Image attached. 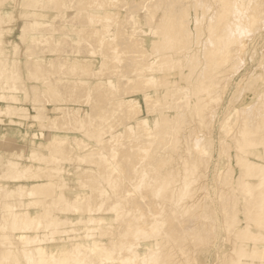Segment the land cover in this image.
Wrapping results in <instances>:
<instances>
[{
	"label": "bare ground",
	"instance_id": "obj_1",
	"mask_svg": "<svg viewBox=\"0 0 264 264\" xmlns=\"http://www.w3.org/2000/svg\"><path fill=\"white\" fill-rule=\"evenodd\" d=\"M22 1L15 32L0 8V264H195L217 234L200 209L225 92L212 89L259 30L261 0H215L204 42L189 0ZM192 1L200 30L209 9ZM251 109L227 135L220 264H264V111Z\"/></svg>",
	"mask_w": 264,
	"mask_h": 264
},
{
	"label": "rangeland",
	"instance_id": "obj_2",
	"mask_svg": "<svg viewBox=\"0 0 264 264\" xmlns=\"http://www.w3.org/2000/svg\"><path fill=\"white\" fill-rule=\"evenodd\" d=\"M4 1V0H2ZM1 1V2H2ZM7 0H5L6 2ZM14 1V0H13ZM9 0L8 2H4V5H0L1 10L4 9H10V11H13L15 15H13V32L17 30V28L20 29V27L24 24L22 19L20 18L21 14L23 12H26L27 10H31L22 0H15L14 2ZM191 1V3H190ZM206 2V6L208 7L207 16L202 21L201 29L195 28L196 26L193 24L192 20L195 17L197 13H202L203 10L201 9H195L193 8V1L189 0V4L192 6H189L188 9V15L187 12L183 13L181 15H176V13H173L172 20L175 19H182L184 20L185 16L186 21L188 22L189 30H191L189 37L191 36V41H197L199 38L203 41L208 36H210V30L208 29V26L210 25L211 19L214 18V14L217 11V3L214 2L215 0H203ZM13 2V3H12ZM24 2V3H23ZM23 3V4H22ZM262 6L261 9L263 12H261L258 20V24L260 25L259 30H254L252 35H247L243 37V44L244 48L240 51V60L234 65H231L228 70L223 73V77L218 81L216 86L212 89V92L215 93L218 90L225 89L224 94L222 95V99L218 104L217 102H213V105H217L212 109L216 111L217 116L215 118V122L211 125V128L209 127V130L211 129V154L210 156L206 153L204 154V157L206 159L205 162H210L209 167L208 164L202 162L201 167L205 170V167H207V178L205 179L206 182V188L200 191V194L202 197H204L203 204H200V209L202 211L207 212L208 214H211L212 218L215 217V222L217 223L216 226V233L213 234L215 240L213 239L212 244H204L205 250L202 255H199L200 260L196 262L195 264H220L217 261V258L219 257V253H221L222 248L220 250L221 245L224 241L225 236V228H224V216L222 204H221V193L226 192V189L224 186H226L221 180L220 176H222V170H223V164H225L228 159V147L226 145L227 141V135L229 132H231L232 126L234 123H232V119L236 115V110L242 105V104H251L252 109L251 112L257 113L259 109H263L264 111V0H261ZM25 5V6H22ZM27 7V8H26ZM140 11V9H138ZM137 10V12H139ZM21 11V12H20ZM20 13V14H19ZM141 13V14H140ZM137 13V16H142V12ZM161 13V11H160ZM20 16V17H19ZM179 18H177V17ZM181 16V17H180ZM20 18V19H19ZM123 21V20H120ZM128 21L127 18L124 19L123 22ZM185 21V20H184ZM229 35H242L241 31H232L229 30ZM224 36V35H223ZM221 36V37H223ZM237 37V36H235ZM199 39V40H200ZM204 40V41H205ZM203 41V42H204ZM231 46V45H229ZM233 48V46L231 47ZM204 45L200 46V48L197 50L198 52L203 51ZM3 58L9 59V54L4 52ZM205 60V59H204ZM204 61L201 60L199 63L200 66H203ZM179 69H172L168 76L173 78V81H180L181 85H186L187 89H185L184 96H180V99H193V93L195 88L194 78L190 79L189 81L186 79V77L183 75L179 76ZM202 70H199L198 73H200ZM179 73V74H178ZM194 76H196V72L194 73ZM109 77V76H107ZM26 85L28 82L25 83ZM166 86V85H165ZM169 87H161L159 89L160 93H164ZM24 93L21 95L23 96ZM187 95V96H186ZM166 98V97H165ZM164 98V99H165ZM171 97L168 96L167 99H170ZM118 99V98H117ZM219 108V109H218ZM145 114L141 115V118H144ZM3 126V125H0ZM205 127V126H204ZM13 128V127H11ZM202 128V127H201ZM204 129V128H202ZM204 131H207V128L205 127ZM206 133V132H205ZM16 147V146H15ZM196 148V147H195ZM30 149V146L26 148V150ZM229 152H231L229 150ZM206 155V156H205ZM209 156V157H208ZM208 158V159H207ZM211 159V160H210ZM208 160V161H206ZM4 162H0V170L2 169ZM205 167H204V166ZM209 175V176H208ZM207 180V181H206ZM222 183V186L220 185ZM220 183V184H219ZM227 193V192H226ZM216 213V214H215ZM222 213V214H221ZM214 231V232H215ZM223 236V237H222ZM258 245V244H257ZM219 252V253H218ZM219 254V255H218ZM228 264V263H226Z\"/></svg>",
	"mask_w": 264,
	"mask_h": 264
}]
</instances>
